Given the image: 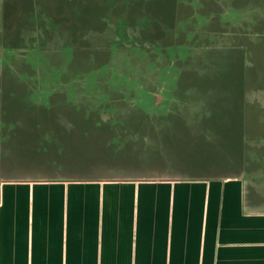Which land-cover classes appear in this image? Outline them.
<instances>
[{
	"label": "rangeland",
	"instance_id": "374dc122",
	"mask_svg": "<svg viewBox=\"0 0 264 264\" xmlns=\"http://www.w3.org/2000/svg\"><path fill=\"white\" fill-rule=\"evenodd\" d=\"M213 179L264 207V0H0L1 197L81 231Z\"/></svg>",
	"mask_w": 264,
	"mask_h": 264
},
{
	"label": "crops",
	"instance_id": "0c3cea01",
	"mask_svg": "<svg viewBox=\"0 0 264 264\" xmlns=\"http://www.w3.org/2000/svg\"><path fill=\"white\" fill-rule=\"evenodd\" d=\"M215 182L200 214L195 206L145 207L132 219L125 213L126 224L119 227L116 204L109 224L81 231L71 229L70 217L55 231L53 215H38L36 206L16 202L24 200L20 194H5L0 264H264V207L247 203L242 179L231 180L234 194Z\"/></svg>",
	"mask_w": 264,
	"mask_h": 264
}]
</instances>
